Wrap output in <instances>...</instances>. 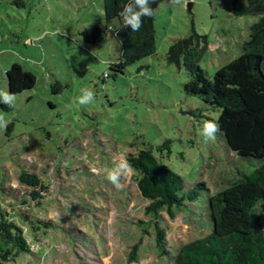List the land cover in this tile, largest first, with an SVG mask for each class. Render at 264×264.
<instances>
[{"label":"rangeland","instance_id":"1","mask_svg":"<svg viewBox=\"0 0 264 264\" xmlns=\"http://www.w3.org/2000/svg\"><path fill=\"white\" fill-rule=\"evenodd\" d=\"M234 1H164L155 12L156 54L115 78L110 65L120 59L119 42L85 38L106 25L103 0H23L22 6L0 0V90L9 91L6 74L14 64L37 78L33 89L16 95L14 107L0 106L8 122L0 128V202L32 243V254L18 264H173L185 244L212 231L210 198L251 174L258 161L231 152L220 131L205 143L203 122L217 123L219 112L184 92L189 75L168 63V52L194 30L208 38L200 65L210 78L241 57L260 18L235 16ZM57 83L62 87L56 94ZM84 88L96 99L81 106L74 100ZM167 140L171 154L163 161L183 177L184 194L200 183L207 190L173 220L162 214L165 256L144 216L148 203L133 172L121 177L119 190L107 174L129 153ZM23 171L36 172L47 184L40 205L23 203L29 192L19 183ZM29 217L52 226H31Z\"/></svg>","mask_w":264,"mask_h":264},{"label":"trees","instance_id":"2","mask_svg":"<svg viewBox=\"0 0 264 264\" xmlns=\"http://www.w3.org/2000/svg\"><path fill=\"white\" fill-rule=\"evenodd\" d=\"M164 1L150 2L153 16L142 18L143 26L133 32L118 15L128 0H103L106 25L96 27L92 33L86 32L85 38L95 43L111 36L119 42L120 59L110 65L113 77L156 54L155 12ZM15 3L24 4L23 0ZM233 13L237 17L260 18L251 26L241 57L210 78L200 65L209 50L208 38L193 30L188 37L172 44L168 63L187 71L189 81L184 85L187 95L198 98L209 110L219 112L217 123L229 150L240 158L258 161V167L210 198L212 231L185 244L173 264H264V0H235ZM6 75L9 91L15 95L33 89L37 83L36 76L19 64H14ZM61 87L57 83L54 93H59ZM0 106L6 108L2 102ZM169 154L171 141L167 140L158 147L145 146L126 156L138 189L148 203L144 216L154 226L156 246L165 256L170 252L162 214L173 220L186 202H195L207 190L205 183H200L184 194L183 177L163 161ZM19 183L29 189L23 203L40 205L48 192L42 177L36 172L23 171ZM36 220L29 217L26 223L52 226L51 220ZM26 233L25 227L0 202V264H18L21 256L32 254V243ZM137 250L136 245L131 261L135 260Z\"/></svg>","mask_w":264,"mask_h":264},{"label":"clouds","instance_id":"3","mask_svg":"<svg viewBox=\"0 0 264 264\" xmlns=\"http://www.w3.org/2000/svg\"><path fill=\"white\" fill-rule=\"evenodd\" d=\"M150 2L154 3L155 0H128L118 15L122 18L123 24L126 27H130L133 32H137L143 26L144 17H152L154 10L150 6ZM183 0H171L173 6L180 5ZM56 35V33H51ZM96 94L93 90L84 88L81 90V95L75 98L74 103L81 106L91 104L95 101ZM16 101V95L6 90H0V102L9 107H14ZM7 121L3 115H0V128L7 127ZM220 131L218 123L206 120L203 122V127L200 130V135L203 137L205 143L211 140H215L216 133ZM132 172L131 165L121 160L114 170H111L107 174V179L112 183L118 190L123 187L121 183V177H126Z\"/></svg>","mask_w":264,"mask_h":264}]
</instances>
